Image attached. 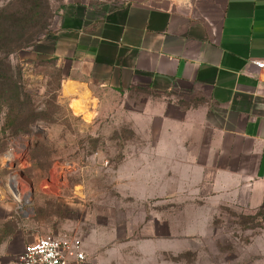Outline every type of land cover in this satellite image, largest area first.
Instances as JSON below:
<instances>
[{"label":"rangeland","instance_id":"rangeland-1","mask_svg":"<svg viewBox=\"0 0 264 264\" xmlns=\"http://www.w3.org/2000/svg\"><path fill=\"white\" fill-rule=\"evenodd\" d=\"M124 2L0 0V19L36 3L46 25L29 47L0 57L24 103L14 104V86L4 97L24 109L18 135L0 106V181L14 217L32 237L79 241V264H263L264 208L239 207L200 167L154 149L161 97L134 88L74 101L56 61L41 55L68 5Z\"/></svg>","mask_w":264,"mask_h":264},{"label":"crops","instance_id":"crops-1","mask_svg":"<svg viewBox=\"0 0 264 264\" xmlns=\"http://www.w3.org/2000/svg\"><path fill=\"white\" fill-rule=\"evenodd\" d=\"M42 44L74 101L134 88L161 97L154 149L200 167L239 207L264 208V79L253 64L264 60V0L68 5ZM8 196L0 181V264L37 237Z\"/></svg>","mask_w":264,"mask_h":264},{"label":"trees","instance_id":"trees-1","mask_svg":"<svg viewBox=\"0 0 264 264\" xmlns=\"http://www.w3.org/2000/svg\"><path fill=\"white\" fill-rule=\"evenodd\" d=\"M40 5L36 3L32 4L29 9L25 6L20 12L15 15L7 17V19H0V57H5L13 54L16 51L23 50L31 45L34 38L40 34L46 27L41 16ZM46 24V23H45ZM1 63V61H0ZM8 83L5 76L0 74V106L5 104L9 110L8 116H6V127L10 130L11 135H18L25 132L17 122L23 116L24 109L20 107L24 103L20 102L21 93L18 90L17 85L14 83ZM14 86L12 89L11 87ZM13 90L14 104L20 105L19 109L9 105L8 101L4 98L6 93ZM8 104V105H7ZM10 112V113H9ZM32 122L28 121L27 123ZM30 124V123H29Z\"/></svg>","mask_w":264,"mask_h":264},{"label":"built area","instance_id":"built-area-1","mask_svg":"<svg viewBox=\"0 0 264 264\" xmlns=\"http://www.w3.org/2000/svg\"><path fill=\"white\" fill-rule=\"evenodd\" d=\"M257 76L264 79V60L253 63ZM77 240L53 235L37 236L26 245L14 264H76L85 260Z\"/></svg>","mask_w":264,"mask_h":264},{"label":"bare ground","instance_id":"bare-ground-1","mask_svg":"<svg viewBox=\"0 0 264 264\" xmlns=\"http://www.w3.org/2000/svg\"><path fill=\"white\" fill-rule=\"evenodd\" d=\"M65 87H67V86H65ZM9 158H11V157H9Z\"/></svg>","mask_w":264,"mask_h":264},{"label":"water","instance_id":"water-1","mask_svg":"<svg viewBox=\"0 0 264 264\" xmlns=\"http://www.w3.org/2000/svg\"><path fill=\"white\" fill-rule=\"evenodd\" d=\"M15 164H13V167H14Z\"/></svg>","mask_w":264,"mask_h":264}]
</instances>
